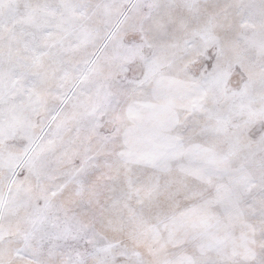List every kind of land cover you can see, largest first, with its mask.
<instances>
[{
	"label": "snow or ice",
	"instance_id": "6c2138e0",
	"mask_svg": "<svg viewBox=\"0 0 264 264\" xmlns=\"http://www.w3.org/2000/svg\"><path fill=\"white\" fill-rule=\"evenodd\" d=\"M0 264H264V0H0Z\"/></svg>",
	"mask_w": 264,
	"mask_h": 264
}]
</instances>
